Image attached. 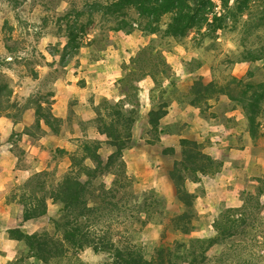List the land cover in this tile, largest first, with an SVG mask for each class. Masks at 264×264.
I'll return each mask as SVG.
<instances>
[{"label": "rangeland", "instance_id": "1", "mask_svg": "<svg viewBox=\"0 0 264 264\" xmlns=\"http://www.w3.org/2000/svg\"><path fill=\"white\" fill-rule=\"evenodd\" d=\"M216 3V12L221 14L220 2ZM114 4V0H0V86L8 85L13 92L10 98L3 99L6 110L0 117L7 122L3 120L0 127L8 123L11 132L7 139L14 144L12 151L17 158V168L23 172L20 182L10 183L2 193L6 201L15 204L19 212V197L35 189L37 173L47 174L43 180L48 189L71 165L67 154L60 152L62 149L57 148L55 142L50 147L30 152L31 158H28L19 144L23 140L21 134H28L38 145L48 129L54 135L69 137V149L64 151L78 152L81 143L87 140L84 134L90 128L97 129L96 107L106 116L111 110L110 100L122 101L125 118L131 120V139L123 153L125 165L113 170L118 177L107 174L99 179L119 192L120 209L109 220L116 229L114 235H122L124 243H134L150 259L162 243L187 245L195 239L216 236V224L227 218L245 220L239 235L206 253L205 264H264V176L244 178L235 185L238 206H232V201L227 199L220 200L217 193L210 203L201 205L199 197L207 191L202 175L215 174L223 163L204 153L202 144L182 139L198 143L200 150L214 162L206 173L184 172L186 190L195 197L192 207L186 209L169 177L174 163L182 159L181 141L178 153L163 146L161 121L157 129L150 125L148 133L143 134L147 136L144 144L152 145L160 156L155 164L163 165L165 170L169 166L166 175L151 169L142 174L140 171L146 170V166L132 163L129 152L139 144L143 146L139 142L142 113L160 107L167 111L174 100L223 123L228 121L227 113L239 112L252 137L260 133L264 137V102L260 104V114L255 121L256 135H253L245 109L248 102L240 97V92L249 85L264 83V60H248L262 50L264 29L248 32L244 28L247 17L239 16L237 20L229 19L222 29L191 30L178 38L167 32L171 15L164 16L157 32L151 34L143 31L146 22L141 23L134 11L127 10L129 26L118 31L116 27L122 18L114 14ZM198 81L204 85L213 82L224 92L192 105L190 89ZM225 93L233 95L235 102ZM56 96L66 104L67 116L57 118L51 128L38 119L52 112ZM84 101L93 112L88 120H84ZM26 116L33 121L29 126L23 124ZM90 141L102 143L100 153L105 159L114 151L104 135L100 140ZM47 204L50 212L30 220L35 224L31 223L28 228L24 225L22 231L27 233L35 225L39 227L36 232L41 229L53 232V222L61 219L63 208L50 199ZM184 215L186 218L181 225L186 228L182 231L170 221ZM18 228L16 218L8 225V234ZM31 255L23 241L17 242L11 253L0 251V264H42ZM108 261V254L86 248L75 253L70 251L51 264H105Z\"/></svg>", "mask_w": 264, "mask_h": 264}, {"label": "trees", "instance_id": "2", "mask_svg": "<svg viewBox=\"0 0 264 264\" xmlns=\"http://www.w3.org/2000/svg\"><path fill=\"white\" fill-rule=\"evenodd\" d=\"M114 14L119 15L122 21L116 30L124 31L129 26L126 18L127 10L134 11L140 22H146L145 32L155 34L157 26L164 16L171 15V21L167 25V32L174 37H184L191 30L210 28L222 29L229 19L246 16L244 28L248 32L264 29V0H114ZM220 2L221 14L216 12ZM233 2V3H232ZM247 60V59H246ZM250 61L264 60V46L262 50L248 59ZM236 81V79H234ZM219 88V89H218ZM259 90V91H256ZM215 91V92H214ZM223 89L213 82L204 85L196 82L190 89L193 96L192 105H198L201 100H210L215 95L223 93ZM249 92L250 95H249ZM13 92L8 85L0 86V113L6 110L5 98H10ZM235 102V97L225 93ZM240 97L248 103L245 106L249 113L251 133L256 135L255 121L260 114V104L264 102V83L251 84L246 90L240 92ZM109 102V101H108ZM110 110L106 116L97 110V129L106 137V142L114 151L105 159L100 150V141L85 140L81 143L79 151L67 153L70 160L68 172L47 189L43 177L47 174L37 173L34 179L37 181L35 189L29 194L19 197V212L17 216L18 229L11 230V239L23 241L32 252L31 258L37 259L42 264H51L53 260L66 256L70 251L79 252L86 248L93 249L96 253L109 255V261L105 264H205L208 260L206 253L227 239L239 235L240 229L245 226V220L231 221L227 218L224 222L216 224L218 234L212 238L195 239L189 244L174 242L162 243L147 259L140 247L134 243H124L122 235H114V225L109 221L119 211L117 202L119 192L114 188H108L103 181V176L112 174L118 177L113 170L125 165L123 153L128 148L131 139V120L125 118L122 111V101L110 100ZM128 112V111H126ZM39 114V113H38ZM164 107L150 111L148 114L150 125L158 127L159 122L166 116ZM37 115V113H36ZM37 117H39L37 115ZM45 124L53 128L57 118L48 113ZM182 159L176 161L169 173L177 196L186 209L192 207L194 196L186 190V177L184 172L195 175L206 173L212 169L213 160L200 150V145L194 141L181 140ZM174 152L173 149H168ZM120 163V164H119ZM100 182V183H99ZM117 183V182H116ZM53 200L62 205V216L59 221H54V230L49 232L41 229L34 234H28L21 230L26 222L43 217L48 212V200ZM186 216H179L170 222L177 224L180 230ZM113 220V219H112ZM107 224V225H106ZM106 225L107 227H104ZM105 229H104V228ZM118 234V233H117ZM80 261L79 258H77ZM86 264V263H84Z\"/></svg>", "mask_w": 264, "mask_h": 264}, {"label": "crops", "instance_id": "3", "mask_svg": "<svg viewBox=\"0 0 264 264\" xmlns=\"http://www.w3.org/2000/svg\"><path fill=\"white\" fill-rule=\"evenodd\" d=\"M57 98V96L54 98L56 101L52 105V113L56 118L65 119L67 116L66 104ZM117 100H120V97ZM84 102V120H88L93 117V112L90 104H87V101ZM150 111L151 108L146 109V112L142 113L140 117L142 129L139 142L143 146L139 144L129 151L131 155L130 161L136 164L144 163L146 170L142 169L140 171L142 174L151 169L166 175V170L170 169L169 166L166 167V170L163 165L158 167L159 165L154 162L157 158H160L154 151L156 149L152 145L144 144L143 139L147 136L143 134L144 132L147 134L151 128L148 121ZM226 117L228 121L226 120L227 122L223 123L214 116H203L199 109L174 100L169 103L167 115L160 122L159 130L163 146L173 148L178 153L180 141L182 139H191L203 145L204 153L223 163L221 169L215 174L202 175L207 191L199 197V200L203 202L201 205L203 204L204 206L210 203V199L216 193L218 194L217 198L219 197L220 200L227 199L228 202L232 201V206H238L235 185L239 184L244 178L264 176V137L261 133L255 138L252 137L243 114L230 111L226 114ZM3 120L7 122L6 118L0 117V124H3ZM32 122L26 116L23 124L29 126ZM7 125L8 123H4L0 127V251L9 254L13 251L17 241L11 239L7 227L17 218L18 211L15 204L7 202L6 197L2 193L10 183L14 182L17 184L20 182L23 172L17 168V158L12 151L14 144L7 139L11 132ZM21 137L23 140L19 144L25 150L26 156L30 155V152L43 149V146L50 147L54 142L57 143V148L62 150H68L70 145L69 137L54 135L48 129L38 141V145H35L29 139L31 136L26 133L21 134ZM84 137L87 140H100L101 135L97 129L90 128L84 134ZM28 158L31 157L28 156ZM50 208L49 206V212ZM31 223L35 224L34 221L25 223L27 228ZM38 229L39 227L35 228L34 225V229L27 233L33 234Z\"/></svg>", "mask_w": 264, "mask_h": 264}]
</instances>
